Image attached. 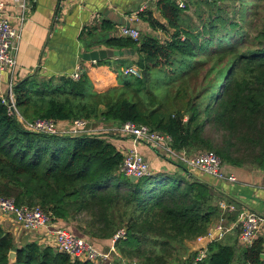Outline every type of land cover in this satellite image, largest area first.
<instances>
[{
	"label": "trees",
	"instance_id": "16d2710c",
	"mask_svg": "<svg viewBox=\"0 0 264 264\" xmlns=\"http://www.w3.org/2000/svg\"><path fill=\"white\" fill-rule=\"evenodd\" d=\"M253 1L264 0H186L183 8L158 0L154 9L160 18L152 9L139 17L169 34L167 39L139 33L136 40L119 35L98 43L136 54L135 60L96 61L113 73L112 87L95 90L85 72L77 80L35 73L12 86L15 107L25 119L146 124L168 134L178 152L212 150L225 165L264 168V24L249 37L238 22H245ZM192 7L196 25L184 18ZM130 66L137 75L123 73ZM113 136L30 131L0 95V195L17 205H38L52 221L75 223L93 242L125 229L114 243L125 261L92 262L73 261L35 241L18 246L0 227V264L193 262L196 253H187L186 241L206 234L219 216L213 186L173 161L174 171L131 181L118 171L123 155L110 141ZM198 264H264V240L256 238L250 246L212 240Z\"/></svg>",
	"mask_w": 264,
	"mask_h": 264
},
{
	"label": "crops",
	"instance_id": "0c3cea01",
	"mask_svg": "<svg viewBox=\"0 0 264 264\" xmlns=\"http://www.w3.org/2000/svg\"><path fill=\"white\" fill-rule=\"evenodd\" d=\"M4 15L11 24L19 29V40L15 51L16 66L12 71L0 72V95L6 96L9 88L19 80L35 73L44 77L69 76L76 68L89 76L93 87L96 77L114 80L113 73L106 65H97L96 61L83 60V54L93 49L107 48L98 44L103 38L119 36V27H136L139 33L147 34L150 27L139 17L138 9L143 0H2ZM155 4L149 7L155 12ZM158 18V16H156ZM109 29H102V26ZM110 25V26H108ZM98 38L94 39V36ZM153 35V34H152ZM81 39L86 40L87 47ZM113 49V48H112ZM131 60L136 54L124 55ZM114 59V58H112ZM96 87V86H95ZM95 89V88H94ZM97 90V89H95ZM104 129L114 125L102 119H89ZM65 123V122H63ZM110 141L122 153L133 145L130 137L114 135ZM138 151L149 162L152 174L161 171H174L169 160L158 156L148 145H137ZM170 163L167 170L161 169L162 162ZM225 165V164H224ZM237 180L228 182L202 175L195 170L199 178L213 186L220 202L232 205V210L219 207V216L213 220L208 231L212 234L219 224L222 232L215 239L223 243H239L240 217L248 210L264 211V168L224 166ZM52 227H66L76 235L81 234L72 223L63 220L52 221ZM0 227L12 234L16 245L35 241L41 245H50L49 237L43 230H25L8 216H0ZM48 237V238H47ZM256 238L264 240V227ZM212 241V240H210ZM186 241L187 253H196L210 242ZM93 242V241H92ZM97 248H106L110 239H97L93 242ZM96 243V244H95ZM53 247V246H52Z\"/></svg>",
	"mask_w": 264,
	"mask_h": 264
},
{
	"label": "built area",
	"instance_id": "2783aa9c",
	"mask_svg": "<svg viewBox=\"0 0 264 264\" xmlns=\"http://www.w3.org/2000/svg\"><path fill=\"white\" fill-rule=\"evenodd\" d=\"M158 0H143L139 6L138 14L149 9ZM181 8L185 6L186 0H174ZM4 2L0 0V72L12 71L16 66L15 51L20 37L19 29L11 24L3 13ZM119 35L138 39L139 30L136 27L123 25L119 28ZM124 74H138L132 68H125ZM81 74V69L76 68L69 77L77 80ZM7 105L8 111L17 120H21L26 129L48 135H95L101 133H111L124 135L131 138L133 145L122 152L123 159L118 171L125 177H135L140 179L152 174L149 162L138 151L139 143L150 146L158 156L173 162L183 164L187 169L198 171L202 175H207L217 180L235 182L236 176L227 171L219 156L212 150H204L195 154L178 152L171 146V137L163 132L151 129L146 124L135 123L133 121L123 122L121 125L111 128H94L92 121L84 118H76L69 121H55L51 118L38 117L32 120L25 119L16 109L15 100L11 88L6 96H1ZM65 122V123H63ZM222 209L232 210L233 206L224 202L219 203ZM0 216H8L15 223L25 230H43L49 237V246H53L59 252L66 254L71 260L108 262L113 260L112 253H117L114 243L125 236V229H118L110 239V246L105 251L97 248L86 236L76 235L66 227H52V220L49 214L38 205H17L13 198L0 195ZM264 227V211H245L240 217L239 243L242 246H250L257 237L258 231ZM221 224L216 230L221 233ZM212 232L196 237L198 242L210 241ZM47 237V238H48ZM207 247H201L196 252V257L191 264L198 262L206 256ZM131 264H135L134 261Z\"/></svg>",
	"mask_w": 264,
	"mask_h": 264
},
{
	"label": "rangeland",
	"instance_id": "374dc122",
	"mask_svg": "<svg viewBox=\"0 0 264 264\" xmlns=\"http://www.w3.org/2000/svg\"><path fill=\"white\" fill-rule=\"evenodd\" d=\"M229 8V12L231 11V7L233 6L234 3L232 2H229L227 3ZM238 3H236L234 6L237 7ZM253 8L252 10L250 11V13L247 14L246 18H245V22L242 21L241 19H238V22L240 23V25L242 26L243 30L248 34L249 37H252L255 33H256V30L260 29L263 24H264V1L263 2H257V1H253ZM193 10H194V7L188 9L187 11H185L184 13V18L185 20H187L189 23L193 24V25H196L199 23V20L197 19L195 13H193ZM186 15V16H185ZM156 16H158L156 14ZM120 28V27H119ZM118 28V29H119ZM169 32L171 33L172 32V29H169ZM147 34H153V35H156L158 36L162 41H164L165 39H167L169 37V34H165L163 33L162 31L160 30H153L152 28L150 29V31H148ZM94 39L98 38V36H94L93 37ZM81 42L83 43V45L85 47H87L88 43H86V40H83L81 39ZM133 66H130L128 68H132ZM135 70L136 68L133 67ZM125 69V68H124ZM123 69V70H124ZM124 73V72H123ZM89 77V76H88ZM115 84V82H110L108 79H104V78H99V77H96L95 79V85H94V88L97 89V91H102V90H105L107 88H110L112 87L113 85ZM96 86V87H95ZM22 112V110H20ZM27 119H34V116H29L27 117ZM20 122V124L26 129V126L25 124L21 121V120H18ZM99 124H91L92 127L94 128H97ZM99 128H104L103 126L99 127ZM101 135V134H100ZM164 159V158H163ZM169 165L170 163L168 161H163L162 162V165H161V169L163 170H167L169 168ZM192 172L196 173L195 171L191 170ZM197 176V175H196ZM72 225L75 227V223H72ZM96 244V243H95ZM111 244V242H110ZM110 246V245H109ZM109 246H106V248H100L102 250H107L109 248ZM118 253V252H117ZM112 259L113 258H116L118 260H121V261H125V259H121V256L116 253H112Z\"/></svg>",
	"mask_w": 264,
	"mask_h": 264
},
{
	"label": "water",
	"instance_id": "95a60500",
	"mask_svg": "<svg viewBox=\"0 0 264 264\" xmlns=\"http://www.w3.org/2000/svg\"><path fill=\"white\" fill-rule=\"evenodd\" d=\"M134 50L133 49H112V48H100V49H93L88 52H85L83 54V60L85 61H97V60H104L108 58H117V57H122L124 55L128 54H133ZM184 171L187 173V175L191 174V171L187 168H184ZM131 181H136L137 179L135 177H130L129 178ZM219 234V231L216 230L212 236L211 240H215L216 236ZM8 258L10 261L15 260V252L11 251L8 254Z\"/></svg>",
	"mask_w": 264,
	"mask_h": 264
}]
</instances>
